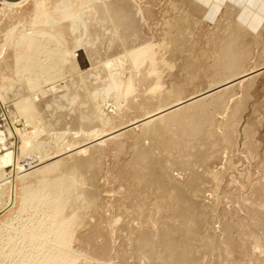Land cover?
Segmentation results:
<instances>
[{
	"label": "rangeland",
	"instance_id": "1",
	"mask_svg": "<svg viewBox=\"0 0 264 264\" xmlns=\"http://www.w3.org/2000/svg\"><path fill=\"white\" fill-rule=\"evenodd\" d=\"M57 1L19 0L9 2L0 0V58L7 39L13 37L14 32L16 33V35L13 34L14 37H17L18 28L36 27L37 30L40 28L37 42L41 41L35 45L37 47H33V51L36 53L31 48L29 50L31 53L28 52L30 55L28 53L26 55L29 57L25 56L23 61L21 60L13 66L8 63L11 60L9 59L1 67L4 70L0 69V76L4 80L0 79V81L5 84L0 83V95L6 96L7 93V96L9 94L10 96L16 95V84L22 78V80L32 78L34 87L32 86L30 91L41 86L42 83L48 85L49 82L47 81L50 79L47 78V73L53 72L55 70L53 68H59V66L49 62V54L52 52L51 54L59 57L66 55L70 43L66 41L60 42L62 44L46 42V40L50 41V36L46 33L47 26H50L48 29H53V31L50 29L52 33L64 31V33L72 35L73 40L82 36L79 35L81 33L80 26L75 25L74 27V21L68 20H72L76 13L81 14L87 8L86 6L92 2L86 0V2L84 0L78 2V7L75 6V11L72 12L73 15L70 14L71 12L68 14L72 16L69 19L63 11L55 8L54 5ZM129 1L137 9L138 17L121 25V31L126 32L124 39L115 43L113 50L105 55L89 56L83 55L84 52L72 54L70 64L62 70L63 72L58 70V74H62L64 82L59 78L52 81L55 83L54 87H65L69 83L68 85H72L71 90L68 92L62 87L58 88L59 98L55 103L51 102V105L48 99L39 103V98L36 100L37 96H33V93V99L30 97L33 103L38 101L40 105L49 108L50 111L46 114V119L30 121L26 125V129H24V125L14 124L12 132L19 134L20 142L9 141L8 149L0 151V156L9 159V161L0 164V264H31L33 263L32 258L39 256L38 252L42 251L45 246L44 242L48 236L46 235L48 230L46 226L47 223L51 222V217L49 211L46 214L44 212V200L57 198L54 193L58 196L59 193L57 191L52 193L51 191V193L46 192L45 195H42L40 191L34 190L27 193V190L31 188L30 185L34 184V179L38 177L40 171H46V168L50 167V159L53 161L60 159L70 163L83 161L81 164H84L92 156L90 158L97 159L96 162L98 163L95 171L96 194L98 195L96 206L87 214L86 221L77 228L72 238V249L80 255L76 264H86L87 261H91V264H145V260L139 256L138 235L144 230H150L151 235L155 234L156 237H154L157 241L163 231L164 215H172L168 211L165 213L160 209L162 208L161 204L155 196H152L154 193L153 191L151 193L150 185H146L148 189L145 190V186H142L144 184L141 181L138 182L140 176L139 178L135 176L136 173L133 176L130 163L134 161L137 166L144 167L147 165L145 161L148 152L145 148L147 141L144 137L148 133L147 128L151 127L148 122L150 117L157 113L160 108L159 100L162 96L170 101L175 100L184 105H189L193 101H199V98L208 92L206 72L212 70L213 62L200 54L206 48L205 38L215 31L220 17L214 24L202 22V25L198 27L200 35L197 37L198 45L194 55L188 53L192 49H187L188 43H185V48L189 51L178 52L176 55H172L173 57L162 55L164 70L154 72L157 69H154L155 67L152 65L160 56L155 54L158 53V46L160 47L166 39L165 23L166 21H174L180 16L178 11L175 12L173 9L174 3H177L178 8L183 7L189 12L192 8V2L200 3V1ZM84 2L85 4H83ZM258 2L259 0L254 1V7ZM52 6L54 11H50ZM45 7L48 9L46 10ZM82 8L84 9L81 10ZM41 10L43 14L45 13L44 16L40 14ZM47 11L53 14L49 16L47 13H50ZM36 14H38V19ZM54 14L55 16H53ZM80 14H77L78 17ZM223 14L224 11L221 15ZM77 15L76 19L78 20ZM47 22H52L50 24L54 28L50 24L47 25ZM65 22L69 27L65 26ZM83 23L81 21V24ZM59 29H62V32ZM45 37H49V40ZM105 40L104 38L102 44L106 42ZM142 43L146 45V48L133 50V45L139 47ZM47 46L50 49L53 48L52 50L47 48L45 53L48 55L39 54L36 51L40 48L45 49ZM58 50L61 51L57 52ZM259 53L261 54L259 51L254 55V61L251 60L250 72L246 75V79L238 84V88H236L235 94L229 102L227 113L225 112L224 117L222 115L217 117L216 127L219 132L215 129L216 132L219 135H225L224 137L232 142H228L229 145L226 149H218L216 154L209 156L207 160L192 163L193 171H189L187 168L183 170V165H185L183 162L172 171L177 179H180V176L177 177L178 172H180L181 176L186 178L185 181L193 184L199 183V186L196 185V187H198L197 195L200 196V205L193 212L204 224L205 233L200 235L197 244H195L198 257L196 264H264V72L259 76L257 85L250 91L251 99L246 102V106L238 107L239 112L236 110V105L240 99L248 95V80L252 77L251 73L260 67L259 63L261 65L263 61H261ZM32 58L43 63L46 62L44 64H48L46 68L48 71L39 69L30 72L29 69L33 64ZM46 58L49 60L47 61ZM30 60L32 61L30 62ZM119 61L121 66L116 79L110 80L100 75L106 70L114 69ZM131 61L136 63L134 68H132ZM195 61L197 68L186 72L185 70H189L191 67L189 62L194 63ZM170 69H172L171 74L169 73ZM124 73L134 76V89L123 102H120L118 99L119 78ZM52 75L56 76L57 73ZM192 79H195L196 86H187V82L192 81ZM157 81L162 84L151 95L150 89ZM174 85L187 86L184 94L181 95L174 91L173 93L172 87ZM85 86L92 89L96 98V111L89 106L84 108L82 102L84 98L81 95L84 96L85 94L83 91L84 88L86 89ZM12 90L15 91L12 92ZM149 94L150 97H147ZM15 104L16 107L18 106L17 110H22L24 115L28 114L24 105L18 100L15 101ZM242 108L245 110L241 111ZM231 110L234 113L238 112L237 115L239 116H233V118ZM75 116L78 117L77 123L74 129L73 127L69 129L70 120ZM100 116L105 118L107 124L101 125L98 122ZM234 119L239 121V125ZM114 123L123 125L119 132L118 129L116 132L111 130L110 125ZM223 124L229 129L228 131ZM249 126L253 128L254 140L257 141L254 154L251 153V145H248L246 128ZM3 128L0 127V133L5 130ZM27 128H37L38 133L30 134ZM144 143L146 144L144 145ZM140 145L142 148L139 147ZM84 159L86 160L84 161ZM44 161L47 163L44 164ZM172 161V158L167 160L168 167L171 166ZM213 173L222 176V181L217 183L210 180L203 186L202 184L208 181ZM168 176L165 177L166 180H168ZM140 180L142 179L140 178ZM33 187L35 188V186ZM154 208V212L158 210L156 214L153 213ZM68 210L69 213L72 212V209ZM146 214H149L148 217ZM210 214H212L211 222L208 218ZM144 215L147 219L150 216L149 219L152 221L145 220ZM152 215H154L153 218ZM144 220L148 222L145 223ZM174 220L177 226L183 225L180 219L174 218ZM225 224L234 226L232 242L230 236L228 237L226 233L222 232ZM33 234L36 236L34 240H32ZM210 235L211 237L207 240ZM27 238L33 244L30 241L29 244L24 243L23 241ZM230 243L233 246L229 249L228 244ZM156 245L155 253H162L164 257L170 255L164 251L165 247L162 244ZM12 248H15V253L11 257H7ZM149 263L163 264L157 260Z\"/></svg>",
	"mask_w": 264,
	"mask_h": 264
},
{
	"label": "bare ground",
	"instance_id": "2",
	"mask_svg": "<svg viewBox=\"0 0 264 264\" xmlns=\"http://www.w3.org/2000/svg\"><path fill=\"white\" fill-rule=\"evenodd\" d=\"M86 1H90L92 2V4H86L88 6H86L87 8L85 9H81H84L81 14L76 13V15L80 14L79 17L77 15L78 20L76 19V15H74L75 17L73 19H76L77 21L73 19L71 20L70 18H72V12L75 11V6L78 5V2H82V0H58L56 5H54L55 8H59L66 14L67 18L70 19L68 21H74V27L75 25L80 26L79 30H81V33L79 32V35L82 36L73 40L72 35L70 36L68 33H64V31L62 32V29H59L62 33H57L56 31V33H52L51 30L53 31V29L50 28V30L48 29L50 26H47L52 22L46 23V26L48 27L46 29V33L50 36V41L46 40V42L62 44L60 42L66 41L71 45H69V48L66 50V55H61V57H59L55 54H51L52 52L49 54V62H51V64H55V66H59V68H53L55 69L53 70V72L51 71L50 73H47V78L50 79V81H47L49 82L48 85L42 83V85L39 87L37 86L33 90V92L30 91L34 87V82L33 80H31L32 78L26 79L24 77V80H22V78L16 84V95L10 96L9 94L7 96L8 93L6 94V96L4 94L0 95V127H4L3 129H5L0 133V151L6 149L7 146H9V141L18 143L20 142L18 138L19 134L12 132V127L14 124L24 125V129H26V125L28 124V122L38 119H46V114L50 110L47 106H42L39 103H41L45 99H48L50 101V105L57 101V99L59 98V89L62 86L54 87L55 83H53L52 81H56L57 78L63 81L62 74L58 73L70 64V58L72 54L84 52L83 55L94 56L96 54L105 55L109 53L113 50L115 43H117L119 40H123L126 36V32L121 31V25L129 23L133 21V19L138 17L137 9H135V7L130 4L129 0ZM85 2L83 4H85ZM173 6V9H175L174 11H178V14L180 16L174 21H166L165 23L166 39L162 42V45H160V47L158 46V53L155 54L160 56H158V59L156 58V62L154 61V64L152 65L153 67H155L154 69L158 70H154V72L164 70V62L161 58L162 55L172 56L176 55V53L178 52L184 53L186 51H189L187 49H192L188 53H192L190 55H194L195 48L198 45L197 37L200 35V33L198 32V27L202 25V22L206 24L205 17L207 11L205 6L201 5L200 3L192 2V8L189 10V12L183 9V7L178 8L177 3H174ZM251 7V4H248V8ZM52 8L53 6L51 7L50 11L55 10ZM69 13L71 14V17L68 15ZM240 13V9H238L236 6L230 3L227 4V6L224 8V14L220 16V20L215 28V31L210 33L205 38L206 48L200 55L207 57L213 62V65L211 67L212 70H208L206 72V80L209 86L208 92L202 95L201 98H199V101H193L189 105H184L175 100L170 101L168 98L162 96L159 100L160 108L158 112L153 114L152 116L150 115L151 117L148 122L150 123L151 127L148 126V133L146 132L147 134L144 137L145 141H147V146L145 145L146 143H144L145 148H147L146 150L148 151L145 159L147 165L143 167L137 166L134 161L130 163V168L133 171V176L135 175L134 173H136L135 176H137L138 178L140 176V178L143 180L142 181L140 180V178H137L138 182L141 181V183L144 184L141 185L145 186V188L146 185H150L149 188L151 190V193L152 191L154 193L152 194V196H155V198L159 200V204H161L160 206L162 208L160 209L162 211H165V213L168 211L170 214H172L164 215L165 220L162 219L164 222H162L164 224L163 231L157 241L155 240V234L151 235L150 230H144L138 235L137 244L140 252L139 256H142V259L145 260V264H148L149 262L154 260H157L163 264H196V260L198 257L195 244H197L200 235H202V233H205L204 224L193 212L200 205V196L197 195L198 187H196V185L199 186V183L193 184L189 181H185L186 178L182 177V174L180 172H178L177 175V177L180 176V179H177L172 171H174L175 168L179 167L182 162L183 164H185L183 165V170L187 168L189 171H193L192 163H195V161L201 162L207 160L209 156H214L218 149L224 150L226 149V147H228L227 145H229V143L232 141H230V139H226L224 137L225 135H219L217 133L219 132L218 128L216 127L217 117L220 115L225 116V114L227 113L226 110L229 108V102L233 98L235 90L236 88H238V84H241V82L246 79V75L250 72L249 67L251 66V60L254 59V55L259 51L261 52V54L259 53L261 57L260 59L261 61H263L261 62V65L259 63L260 67H257V69L251 73L252 77L248 80V95H246V97H242L237 103V111L238 107H245L247 104L246 102L251 99L250 91H252L257 85L259 76L264 72V15L262 23L256 26V29H253L249 24L239 18ZM40 14L44 16L45 13L43 14L42 11ZM51 14L53 13H47V15L49 16ZM37 15L38 14H36V18L38 19ZM53 16H55V14ZM40 17L42 16L40 15ZM64 19L67 20L66 18ZM81 21L84 23L81 24ZM53 22L55 23L54 20ZM56 22H58L57 19ZM35 23L37 24V22ZM66 24L67 23L65 22V26L69 27ZM51 27L53 26L51 25ZM18 29L19 31H16L17 37H14V35H16V33L14 32V35L12 34L13 37H9L6 41L2 57L0 58L1 70L3 69L1 67L4 66L9 59L11 60L8 63L14 66L23 58L25 59L26 57H29L26 56L29 50L32 48L33 51V47H37L35 45L41 42H37V35L40 28L38 30L36 27H32L30 29L29 27H27V29L25 27H22ZM40 31L42 32V30ZM43 31L45 30L43 29ZM104 38L106 39V42L102 44ZM185 43H188L187 49L185 48ZM47 48L49 47L47 46L45 47V49L40 48L39 50H36L35 48V50L38 51L39 54H43L47 52ZM136 48L144 49L146 48V45H144L143 43L140 44L139 47L133 45V50H135ZM52 49L49 48L48 50ZM60 51L58 50L57 52ZM33 52L36 53L35 51ZM46 55H48V53ZM32 60H30V62L32 61L33 63L29 69L30 72L39 69H42V71H48V69H46L48 67V64H44L46 62L43 63L40 60L33 58ZM190 63L191 67L189 70H185L186 72L192 70L193 68H197L196 61L194 63L189 62V64ZM134 64L136 63H132V68H134ZM19 65L21 64L19 63ZM120 66L121 62L119 61V63L115 65L114 69L106 70L100 75H103L110 80L116 79ZM171 72L172 69L169 70L170 74ZM53 73H57V75L53 76ZM0 79L4 80V78H2L1 76ZM119 80L120 89L118 99L120 102H123L127 95L134 89V76H131V74L128 73H124L123 76L119 78ZM1 82L2 81H0V83ZM1 84L5 83L2 82ZM161 84L162 83L160 81H157L155 85H153V87L150 89V94L152 95L156 91V89L161 86ZM187 86H196L195 79L187 82ZM187 86L181 87L178 85H174L172 87V92L174 91L178 94L183 95ZM65 87L62 88L64 90L66 89L65 91L69 92L72 88V85H68L66 88ZM15 90H12V92H14ZM83 91L85 92V94L84 96L83 94L81 96L82 98H84V101H82L84 108L89 106L92 110L96 111V98L94 97L92 89L87 86ZM150 94L147 97H150ZM32 95L37 96L36 100H38L39 98V103L38 101L37 103H33L30 100V97H32ZM178 98L180 99L179 95ZM16 100L24 105L25 110L28 112V114L24 115L22 110H17L18 106L16 107ZM233 110H231V114L233 113L232 117L239 116L237 115L239 111L234 113ZM243 110L245 109L242 108L241 111ZM77 119L78 117L76 116L71 118V125L69 129H72V127L74 129L77 123ZM235 121L239 125V121ZM98 122L101 125L107 124L105 118L102 116L99 117ZM226 125L224 126L226 127ZM110 126L111 130L115 132L117 129V131L119 132L121 127H123V125L121 126L116 123L111 124ZM215 129H217V132ZM36 130L38 129L27 128V131H29L30 134L38 133ZM228 130L229 129L226 127V131ZM246 131L248 133V145H251L252 151H250L252 154H254L257 143V141L254 140L255 133L253 132V128L250 126L246 128ZM141 146L142 145H140L139 147ZM90 157L88 158V160L84 159V161L86 160L84 164H81L83 161L81 163H76L75 161L70 163L65 160L62 161L59 159L53 161L52 159H50V167H45L47 169L46 171H40L41 173L38 174V177L34 179V184L30 185L31 188L27 190V193H29V191L33 192L34 190H37V192L40 191L42 195H45L46 192L51 193V191L52 193L53 191H57L59 193V196L57 192V195H55L54 193V196H56L57 198H53L52 200H44V212L46 214V212L49 211L51 217V222L47 223V226L45 225L46 229H48L46 235L51 237L48 238L47 236V240L44 242L45 246L43 247L42 251L38 252L39 256L32 258L33 263L31 264H76L80 259V255L78 254V252L72 249V238L74 237L73 235H75L74 233L77 228H79V226H81L82 223L84 224V222L86 221V216L88 217L87 214L95 208L96 201L98 200V195L96 194L97 191L95 178V171L97 170L98 163L96 162L97 159ZM7 158L5 156H0V164L1 162L9 161V159ZM171 158L173 159V161L170 164L171 166L168 167L167 160ZM43 163L46 164L47 162L44 161ZM211 175L212 177H210L208 181L204 182L202 184L203 186L210 180L216 181L217 183L222 181V176L217 175V173H213ZM166 176H168V180L165 179ZM33 186H35V188ZM142 186L140 187L142 188ZM142 189H144V187ZM147 189L148 187L145 190ZM68 209H72V212L70 211L69 213ZM154 211L155 208L153 210V213L156 214L158 210L156 212ZM149 214H146L147 217ZM153 216L154 215H152V218ZM174 218L180 219L183 225L180 227L177 226ZM208 218L209 222H211L210 220L212 218V214H210ZM146 219L147 218H145V220ZM146 222L148 221H145V223ZM233 227V225L225 224V226H223L222 228V232L226 233L228 237L230 236L231 242L234 237ZM210 237L211 235L208 236L207 240ZM35 238L36 236H34L33 234L32 240H34ZM29 241V238H27L23 242H27L29 244ZM30 243H32V241H30ZM158 243L159 245L162 244L165 247L164 251L170 254L168 257H164L162 253L157 254V252H154L156 250V244ZM31 246L33 247V245ZM232 246L231 243L228 244L229 249ZM14 253L15 248H12L9 252V256L7 257H11ZM86 264H91V261H87Z\"/></svg>",
	"mask_w": 264,
	"mask_h": 264
},
{
	"label": "crops",
	"instance_id": "3",
	"mask_svg": "<svg viewBox=\"0 0 264 264\" xmlns=\"http://www.w3.org/2000/svg\"><path fill=\"white\" fill-rule=\"evenodd\" d=\"M198 1H200V3L206 8L207 11L205 17L206 23L210 22L214 24L219 19L220 15L224 11V8L229 3L240 9V12L242 14L240 13L239 18L242 19L247 24H249L251 28L256 29V26H258L263 21L264 0H259V2L255 6L256 9L254 7L255 0H198ZM248 4H251L252 7L248 8Z\"/></svg>",
	"mask_w": 264,
	"mask_h": 264
},
{
	"label": "water",
	"instance_id": "4",
	"mask_svg": "<svg viewBox=\"0 0 264 264\" xmlns=\"http://www.w3.org/2000/svg\"><path fill=\"white\" fill-rule=\"evenodd\" d=\"M9 2H16V1H19V0H7Z\"/></svg>",
	"mask_w": 264,
	"mask_h": 264
}]
</instances>
